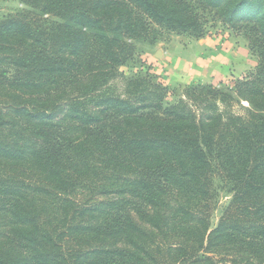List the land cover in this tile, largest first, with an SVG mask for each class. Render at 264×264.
Masks as SVG:
<instances>
[{"label":"trees","instance_id":"1","mask_svg":"<svg viewBox=\"0 0 264 264\" xmlns=\"http://www.w3.org/2000/svg\"><path fill=\"white\" fill-rule=\"evenodd\" d=\"M21 1L0 19V264H264V0ZM211 22L259 58L232 89L171 103L120 70Z\"/></svg>","mask_w":264,"mask_h":264},{"label":"rangeland","instance_id":"2","mask_svg":"<svg viewBox=\"0 0 264 264\" xmlns=\"http://www.w3.org/2000/svg\"><path fill=\"white\" fill-rule=\"evenodd\" d=\"M27 9L28 8L22 3L21 0H0V19ZM167 38L168 40L161 41L154 46L138 43L136 57L133 61L121 67L120 70L125 74L126 77L129 78L150 73L152 76L157 78L158 82L168 87L170 91L169 102L173 103L182 96L184 90L188 86L185 87V85L174 84L173 82H171L169 73H171L172 70L168 69V67H164L163 64H159L158 59L154 57L153 52L158 48H164L165 43L167 44L171 41L174 42L175 50H177L184 46H190L198 40L185 36H177L175 34H172ZM204 38L213 42L214 48L221 47L222 49L228 51H241V55H248L247 57L250 64H257V66L259 64V58L257 54L251 51L247 39L243 35H237L232 30L227 29L219 23L211 22L209 24V34ZM247 67L248 71L246 72V74L242 79L238 80L248 78L249 75L256 69L250 68L249 65ZM238 80L235 81L232 79V77H227L226 79L222 80L223 82L221 83H223V85L218 86L217 88L232 89ZM215 185L217 189L218 202L212 218L213 226H216L218 224L232 198V195L230 194L228 188L220 180H216Z\"/></svg>","mask_w":264,"mask_h":264},{"label":"crops","instance_id":"3","mask_svg":"<svg viewBox=\"0 0 264 264\" xmlns=\"http://www.w3.org/2000/svg\"><path fill=\"white\" fill-rule=\"evenodd\" d=\"M153 55L159 64L172 70L169 73L171 82L185 87L206 84L218 87L223 85L221 82L227 77L235 81L242 79L248 71V65L252 69L257 66L250 64L248 55H241V51L214 48L213 42L206 38L177 50L171 41L165 43L164 48L154 51Z\"/></svg>","mask_w":264,"mask_h":264}]
</instances>
